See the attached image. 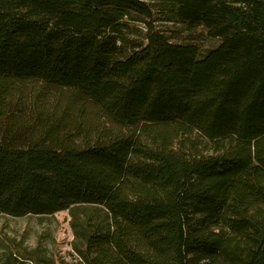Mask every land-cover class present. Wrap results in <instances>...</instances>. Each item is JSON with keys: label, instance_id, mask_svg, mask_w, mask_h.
I'll list each match as a JSON object with an SVG mask.
<instances>
[{"label": "trees", "instance_id": "1", "mask_svg": "<svg viewBox=\"0 0 264 264\" xmlns=\"http://www.w3.org/2000/svg\"><path fill=\"white\" fill-rule=\"evenodd\" d=\"M62 210L0 264H264V0H0V216Z\"/></svg>", "mask_w": 264, "mask_h": 264}, {"label": "rangeland", "instance_id": "2", "mask_svg": "<svg viewBox=\"0 0 264 264\" xmlns=\"http://www.w3.org/2000/svg\"><path fill=\"white\" fill-rule=\"evenodd\" d=\"M172 30L170 27L169 32ZM172 34L178 33L174 32ZM32 88L34 89L33 95L40 94V86L35 85ZM37 98V100H40V105H47L52 100L40 95ZM36 103L33 98L30 99L31 106ZM70 219L71 216L68 210H62L55 215L44 217L1 215L0 255L10 251L14 253L11 255L14 258L25 260L23 256L28 254L29 250L38 248L42 254L53 256L56 260L61 258L73 259L74 254L71 243L74 234ZM24 264H33V262L27 260Z\"/></svg>", "mask_w": 264, "mask_h": 264}]
</instances>
